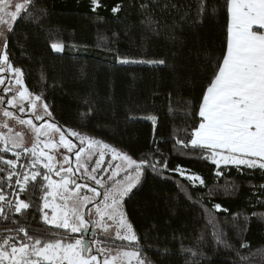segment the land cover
<instances>
[{"label": "trees", "instance_id": "1", "mask_svg": "<svg viewBox=\"0 0 264 264\" xmlns=\"http://www.w3.org/2000/svg\"><path fill=\"white\" fill-rule=\"evenodd\" d=\"M142 2L101 0L102 6L93 12L90 0H35L44 14L35 20L18 18L8 35L10 60L23 70L29 91L46 97L44 102L53 112V117L46 118L49 121L108 143L137 160H167L166 169L160 164L157 172L146 169L141 183L124 202L139 239L132 247H140L150 264H191L193 259L199 264H264V189L259 187L264 185V170L221 165L224 175L216 176V165L201 159L198 150L189 147L181 151L175 144L176 139L188 138L182 130L193 123L186 115L185 102L192 101L198 107L213 64L226 49L224 0H207L209 13L202 22L196 17V0H171L180 12L171 8L164 11L168 0H158L159 7L150 4L156 26L142 23ZM117 5L120 11L114 13ZM213 6L219 9L217 15L211 14ZM185 10L189 15L182 19ZM153 27H158V33ZM53 43L62 44L64 50L54 51ZM118 57L164 59L166 64H121ZM11 95L9 92L5 98ZM130 115L135 119H129ZM146 115H155L156 124L144 119ZM71 139L79 144L77 137ZM105 152L109 163L112 154ZM0 156L15 159L11 151ZM25 162L22 156L20 163ZM71 163L75 169V156ZM94 163L89 166L94 167ZM178 165L202 177L205 184L193 186L185 176L171 171ZM77 176L78 183L93 187L87 175ZM37 182L43 183L40 177ZM178 184L192 200L178 190ZM226 184L234 186L229 187L234 194L225 193ZM30 189L31 184L29 191L19 195L33 206L22 210L25 215L11 213L15 223L0 219V233L19 240L23 233H6V226H24L29 233L55 234L52 238L81 236L46 223L43 213L36 210L43 205V192L37 188L33 194ZM13 191L4 188L10 200H15L10 195ZM215 204L227 211H217ZM205 208L218 219L232 247L215 243ZM245 216L250 217L246 228ZM234 223L244 231H237ZM201 234L204 241L198 245ZM241 242L248 247L241 248ZM185 249L199 250L203 255L194 258ZM237 251L248 259L240 260Z\"/></svg>", "mask_w": 264, "mask_h": 264}, {"label": "snow or ice", "instance_id": "2", "mask_svg": "<svg viewBox=\"0 0 264 264\" xmlns=\"http://www.w3.org/2000/svg\"><path fill=\"white\" fill-rule=\"evenodd\" d=\"M90 3L93 12L102 6L101 0H90ZM150 4L159 7L158 0H144L140 5L145 14L142 23L156 26L158 21L152 14ZM223 6L228 18L226 49L213 64L212 77L202 94L198 107L192 101L185 102L186 115L192 119L193 123L182 130L189 134L188 138L175 141L176 145H180L181 151L189 147L198 150L201 159L210 160L216 165L218 169L215 172L216 176L224 175L221 165L224 168L231 165L237 170H240L241 166L247 169L264 170V0H224ZM13 8V11H9ZM169 8L177 12L181 11L171 0L165 4L164 11ZM112 11L119 12L120 6H115ZM218 11L219 9L215 6L211 8L212 15H217ZM208 13L207 0H196L197 19L202 22ZM5 14L12 22L18 18L27 17L35 20L44 14V10L37 9L35 0H20L14 4L12 0H0V24L7 25L6 31L12 32L14 29L10 21L4 19ZM188 15V11L185 10L182 19ZM152 30L158 33V27H153ZM8 48V37L0 31V87L5 93V96H0V104L16 108L20 113L25 112L28 107L35 120L53 117L50 106L44 102L46 97L42 93L33 94L25 85L24 72L20 67L14 66L10 60ZM51 48L56 52L63 51L62 44L53 43ZM118 62L121 64H166L164 59L136 61L119 57ZM5 73L9 74L11 79H7L4 76ZM9 92H14V94L6 99ZM2 114L6 119L0 123V128L6 129L7 132H0V145H2L0 153L11 151L15 159L0 156V173L4 174L0 177V219L15 223L11 213L26 214L22 210H27L33 205L21 199L19 194L29 191L31 184L30 190L33 194L37 188L43 192V205L38 206L36 210L43 213L42 218L46 223L69 230L71 233H79L87 224L81 209H86L89 204H92L94 197H102V207L99 204L95 206V214L98 216L95 222L96 227L107 232L110 225L106 221L118 222L119 228L123 231L117 232V238L128 241L130 246L139 244L133 225L128 221L126 212L123 210V201L141 183L146 169L157 172L158 164L166 169L167 160L152 162L143 157L137 160L108 143L81 135L74 130L65 129L55 122L37 126L32 119H22L7 108ZM143 118L150 120L153 125L157 122L155 115H146ZM129 119H135V117L130 115ZM8 120H16L20 125H27L31 129L34 141L30 147L25 143L24 134L14 132L7 123ZM52 133L59 134L58 141L53 139ZM42 136L47 139L41 140ZM68 137H77L81 146L78 147ZM60 147L75 156V169L69 156L61 154L63 160L59 162L55 155L49 154L53 150L58 151ZM97 149H99V159L95 161L94 167H90L88 160L93 157ZM105 151L111 152L112 160L123 162L124 175L121 180L114 179L121 174L120 164L114 166L111 175H107L106 172L103 175L97 174L104 161ZM22 156L26 157L25 163H20ZM64 164L68 167H64ZM38 166L46 169V172L42 173ZM171 171L185 176L193 186H196V182L200 185L205 184L202 177L195 173L187 174L186 170L179 165ZM77 173L87 175L96 185L103 187L104 192L100 193L95 187L78 183L77 180L80 177ZM53 175L60 179H53ZM38 177L43 183L37 182ZM106 179L111 183L106 184ZM6 186L15 189L10 194L15 197V200H10L4 194ZM177 187L187 199L192 200V195L187 192L186 188L179 184ZM229 187L234 188L226 184L225 193L234 194L229 192ZM259 187L264 189V185ZM82 188H87L93 193V197L81 195ZM193 202L200 203V201ZM213 207L217 211H227L222 209L220 204H215ZM45 209L51 210V216L44 211ZM204 212L207 224L212 228L215 243L232 247L228 244L226 233L221 228L218 219L211 214V210L205 208ZM244 221L246 228L250 217L245 216ZM233 226L239 232L244 231L235 223ZM12 231L17 234L23 233V236L17 240L15 236L0 233V264H101L98 256L92 254L91 244H86L80 238L69 237L66 234L59 238H52L55 234L41 236L36 232L29 233L24 226H17L14 229L6 226V233ZM202 241H204L203 234L197 239V244L199 245ZM93 243L103 242L93 241ZM244 247L248 245L241 242V248ZM185 250L190 252L194 258L203 255V252L199 250ZM106 251L109 250L97 248L100 254ZM237 256L242 261L248 259L241 256L239 251H237ZM133 262L134 264H150L142 255L140 247H130L129 250L119 252L116 256H105L102 264H133ZM191 264H199V260L193 259Z\"/></svg>", "mask_w": 264, "mask_h": 264}, {"label": "rangeland", "instance_id": "3", "mask_svg": "<svg viewBox=\"0 0 264 264\" xmlns=\"http://www.w3.org/2000/svg\"><path fill=\"white\" fill-rule=\"evenodd\" d=\"M16 2H20V0H12V3L13 4L16 3ZM13 10H14V8L13 9H9V11H13ZM4 19L10 21V17L8 15H6V14L4 15ZM16 21H14V22L10 21L12 27L14 26V24L16 23ZM6 29H7V25L0 24V31H3L5 33V35H7V37H8V35H9L10 32H7ZM63 50H64V46H63ZM4 76L7 79H11V76L9 74H7V73H5ZM6 86H7V84L5 85V87ZM0 91L3 92L2 87H0ZM10 93H12V95L14 94V92H10ZM0 96H5V93L3 92L2 95H0ZM25 104H27V101H25ZM5 108H7L8 110L14 112L18 117H20L22 119H25V120L32 119L33 122L37 126L42 125V124L47 123V122H51L48 119H46L48 117H45L44 120H35L34 116L32 115L31 109L28 108V107H26L25 112L20 113V112L17 111L16 108H11L7 104H0V123L4 122L5 119H6L5 117H3V114H2V112H3V110ZM7 123L13 128L14 132H21V133L24 134L25 143H26L27 146L30 147L31 144H32V142L34 141V135H33L32 131H31V129L27 125H20L16 120H8ZM0 132H7V130L6 129H3V128H0ZM52 136H53V139L54 140L58 141V139H59V134L58 133H52ZM68 138L71 139L72 137H68ZM46 139H47V137H43V136L41 137V140H46ZM71 140L73 141V139H71ZM74 143L78 147L80 146L76 142H74ZM45 151H48V150H45ZM49 154L55 155L56 156V160L59 161V162H62V160H63V156L61 154H64V155L69 156L70 161H71V158L74 157V155L72 153H68L67 150L64 149L63 147H60L58 149V151L53 150ZM95 154L98 155V158L95 157ZM105 154H106V152H105ZM105 157L106 156H104V161L101 164V168L98 169V174L99 175H103L105 172L107 173V175H111V171L113 170V168H114V166L116 164H120L121 165V174L124 173L123 172L124 164H123L122 161H119V160H111L108 163L106 161V158ZM98 159H99V149H97L95 151L93 157L90 160H88V163H90V162L91 163L92 162L94 163ZM104 163H106V164H104ZM94 165H95V163H94ZM57 166L59 167V164ZM63 166L66 167L67 164H64ZM187 174H190V173L187 172ZM53 179L59 180L60 178L53 175ZM114 179L121 180L118 177H115ZM87 180H90V179H87ZM105 183L106 184H110L111 181H108L106 179L105 180ZM92 185H94V187L100 193H103L104 190H105L104 188L101 189V186L96 185L94 182H93ZM70 187H72V186L70 185ZM80 194L81 195H88L89 197H93V193L89 192L87 190V188H82ZM49 199H51V198H49ZM95 201L97 203L94 204L93 206H91V204H89L86 209L85 208H82L81 209V212L84 214L85 220L87 221L86 226L82 230H84L85 228H87L90 222L93 223L94 229L98 232V235L101 238H98L97 235L95 237L94 236L92 237V239H91L92 254H96L98 256V259L101 261V264H102L103 259L105 258V256H109V255L110 256H116L119 252L129 250L130 247H132L133 245L130 246L128 241L121 240V239H118L117 238V232L118 231H123V230H121L119 228L118 222H115V221H106V223L108 225H110V227L108 228V231L107 232L103 231V229H101V228L96 227L95 222L97 221L98 216L95 214V206L97 204H99L102 207V205H103L102 197H94L93 198V202H95ZM124 202H125V200L123 201V210L125 211ZM58 203H59V201H58ZM46 212L49 214V216H51V210L50 209H46ZM79 233H82V232H79ZM83 235L84 234L82 233L81 236H78V238H80V239L83 240ZM93 241H102L103 243L96 244V243H93ZM97 248H104V249H107L109 251H106L104 254H100L99 252H97ZM133 264H134V262H133Z\"/></svg>", "mask_w": 264, "mask_h": 264}, {"label": "water", "instance_id": "4", "mask_svg": "<svg viewBox=\"0 0 264 264\" xmlns=\"http://www.w3.org/2000/svg\"><path fill=\"white\" fill-rule=\"evenodd\" d=\"M81 232L84 233L85 239L83 241L86 244H91L92 237L97 233V231L93 228V223L92 222L89 223V228L88 229H84Z\"/></svg>", "mask_w": 264, "mask_h": 264}, {"label": "flooded vegetation", "instance_id": "5", "mask_svg": "<svg viewBox=\"0 0 264 264\" xmlns=\"http://www.w3.org/2000/svg\"><path fill=\"white\" fill-rule=\"evenodd\" d=\"M74 142H75V140H74ZM93 187H94V185H93ZM89 228V225H88V227L87 228H85V229H88ZM93 228H94V226H93ZM84 234V233H83ZM98 234V232L94 235V237L96 236ZM85 239V237H84V235H83V240Z\"/></svg>", "mask_w": 264, "mask_h": 264}]
</instances>
